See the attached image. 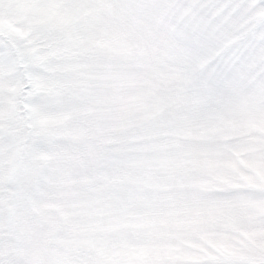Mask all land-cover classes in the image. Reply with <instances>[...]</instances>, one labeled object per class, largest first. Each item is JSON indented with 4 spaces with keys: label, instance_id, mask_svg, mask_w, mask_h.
Instances as JSON below:
<instances>
[{
    "label": "snow or ice",
    "instance_id": "obj_1",
    "mask_svg": "<svg viewBox=\"0 0 264 264\" xmlns=\"http://www.w3.org/2000/svg\"><path fill=\"white\" fill-rule=\"evenodd\" d=\"M0 264H264V0H0Z\"/></svg>",
    "mask_w": 264,
    "mask_h": 264
},
{
    "label": "rangeland",
    "instance_id": "obj_2",
    "mask_svg": "<svg viewBox=\"0 0 264 264\" xmlns=\"http://www.w3.org/2000/svg\"><path fill=\"white\" fill-rule=\"evenodd\" d=\"M5 17H12L15 15V9H8L6 12L3 14Z\"/></svg>",
    "mask_w": 264,
    "mask_h": 264
}]
</instances>
